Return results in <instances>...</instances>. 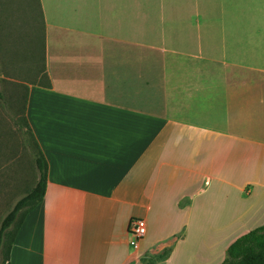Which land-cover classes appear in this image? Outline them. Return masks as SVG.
<instances>
[{
    "label": "crops",
    "instance_id": "0c3cea01",
    "mask_svg": "<svg viewBox=\"0 0 264 264\" xmlns=\"http://www.w3.org/2000/svg\"><path fill=\"white\" fill-rule=\"evenodd\" d=\"M147 2L0 0L48 166L9 264H222L264 224V0Z\"/></svg>",
    "mask_w": 264,
    "mask_h": 264
},
{
    "label": "rangeland",
    "instance_id": "374dc122",
    "mask_svg": "<svg viewBox=\"0 0 264 264\" xmlns=\"http://www.w3.org/2000/svg\"><path fill=\"white\" fill-rule=\"evenodd\" d=\"M148 10L154 13V0H147ZM154 34L147 33L146 39ZM138 52L133 51V55ZM150 61L152 52H144ZM25 85L0 77V222L15 201L37 179L34 152L37 148L22 121L25 104ZM154 259L145 260L152 264Z\"/></svg>",
    "mask_w": 264,
    "mask_h": 264
},
{
    "label": "trees",
    "instance_id": "16d2710c",
    "mask_svg": "<svg viewBox=\"0 0 264 264\" xmlns=\"http://www.w3.org/2000/svg\"><path fill=\"white\" fill-rule=\"evenodd\" d=\"M26 101V99H25ZM24 101V102H25ZM22 121L37 151L34 160L38 176L35 184L27 189L3 216L0 222V264H9L10 247L25 215L43 198L47 182V161L34 138L24 114ZM222 264H264V224L252 228L232 240L226 248Z\"/></svg>",
    "mask_w": 264,
    "mask_h": 264
},
{
    "label": "built area",
    "instance_id": "2783aa9c",
    "mask_svg": "<svg viewBox=\"0 0 264 264\" xmlns=\"http://www.w3.org/2000/svg\"><path fill=\"white\" fill-rule=\"evenodd\" d=\"M129 233L133 237V244H137L138 240L144 236L146 231L145 220L141 217L132 218L129 222Z\"/></svg>",
    "mask_w": 264,
    "mask_h": 264
}]
</instances>
